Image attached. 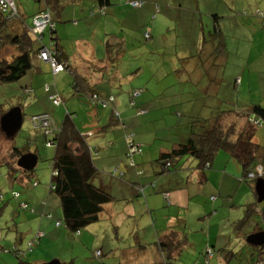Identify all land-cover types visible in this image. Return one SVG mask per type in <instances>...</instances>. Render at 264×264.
Returning a JSON list of instances; mask_svg holds the SVG:
<instances>
[{
  "label": "crops",
  "instance_id": "crops-1",
  "mask_svg": "<svg viewBox=\"0 0 264 264\" xmlns=\"http://www.w3.org/2000/svg\"><path fill=\"white\" fill-rule=\"evenodd\" d=\"M91 1V5L86 7L83 6V8L80 9V11H82L81 13L84 15V19L104 25L106 24L104 33L98 34L94 32V45L90 42H83L82 38H76V36L73 37L71 35L74 39L69 46L67 40L70 39L68 37L70 34L63 36L60 28L56 26V24L55 32L52 34V37L49 39L47 35L48 37L45 38V35L43 40L46 44L51 41L52 44H55L63 53L64 59L72 72V74L70 72H68V74L75 77V85L78 89L76 91H81L82 93L83 91L93 89L98 91L103 97L108 95L114 96V101L111 104L106 107H100L96 106L89 96L87 97V95L84 94H81V96L78 95L81 101L87 100L89 102L87 121L81 122L80 127L76 124L77 118L81 116L77 113L81 112L79 108L76 109V117H72L81 134L85 136L89 146L92 147L93 150H98L95 156V165L99 173L98 184L103 185L111 193L113 200L103 206L99 220L88 225L87 229L80 230L77 237L73 236L67 228H61V226L55 225L56 220H60L62 217L61 211L58 210V200L54 197L51 198L48 194L43 198L42 192L39 194L40 197H35L34 199L28 194L24 195V198L29 200L30 206L34 208V212L31 213L28 210L20 212L17 207L14 217H20V213H22L24 220L26 222L28 221L30 224L29 230H31V236L35 233V228L36 231L39 230L44 233L43 237L40 239V244H38V251L48 249L50 242L59 241L61 239L72 240L74 244L81 243L85 246L89 242L90 237L98 234V230H102L105 233L113 232L115 234L113 237L117 240L116 243L118 244L113 246L108 245L110 255L114 253V257H116L114 263L110 264L153 263L159 262L162 259V255L154 242H156L157 239L164 238L169 232L174 231L180 236H185L187 243L184 245V248L188 245H192L195 254H197L198 251H200L199 254H201L203 248L207 244L213 245L215 253L210 258L209 264H224L227 260H231L233 258L232 256L236 254L235 249L230 245L232 239L240 237L246 240V234L251 233L249 231L248 233L243 231L247 226L253 227L254 230L252 233L255 230H261L258 222H260V224L263 223L261 222L259 215L260 207L258 206H255L254 209L250 211L251 217L256 215L255 218H259L258 222L256 219L254 222L249 220L245 228L238 232H234L233 230V232L231 230L226 232L225 229L231 222L237 221L241 216L243 217L246 211L252 208L256 200L255 182L252 186V184L245 182L244 179L242 180V168L240 163L225 151H219L217 153L211 163V168L200 169L197 167L198 163L196 159L190 156H183L175 159L172 158L169 170L161 172V162L157 160L161 148L184 142L190 132L189 120L196 117L201 118L203 115H193L189 113L185 115L186 119L181 118L184 117V115L182 110H180L182 108H180L178 104L183 103V101L179 100L176 102L177 104L172 102V97H175L177 93L175 89L171 90V92L174 93L165 94L164 96L169 102L166 110H159L156 108V103L159 107H161L163 103L161 101L156 102L155 100H150V96L146 94L147 87L143 89L137 87L131 88L128 91L129 99L115 96L112 93L111 88L116 87V85L120 86L121 84L120 90L122 92V85L125 83H128L129 87L132 86L130 78L125 81L122 80V75L124 73L120 68L121 64L126 63L128 59H130L126 58L128 55H126V53L128 51H131V55L137 52H144L150 55L154 54L157 50V48L155 49L156 46L152 47V45L155 44L152 33L157 29L158 22L154 20L144 25L150 29V37L148 39L144 37V27L141 29L142 41L135 39L133 36L129 37L125 35V37H122L119 32H113V29H111L109 25H113V19H115L116 22L119 20L123 0H110V5L104 9L103 14L99 13L94 0ZM112 4H114L115 8L108 9ZM44 5L45 2H41L38 11L42 10L45 7ZM150 11L151 6H148L146 10L142 9L140 14L142 15V12L146 13ZM127 12L131 13L128 10ZM52 13L53 11H51V15ZM56 14H58L57 16H61L59 12ZM73 16H77V14L73 13ZM21 23L19 20L14 23L12 22L9 25V32H17L22 26ZM75 23L77 24L76 26L79 25V23ZM71 26L73 25L71 24ZM74 32H79V30H75ZM74 32L72 34H74ZM222 40L224 42V38H222ZM143 45L146 47L149 45L150 47H148V49H142ZM3 49H6V47ZM7 51L9 52L8 55H11L10 53L13 49L8 47ZM4 55L6 56V54ZM140 62V59L135 64H132L131 61L129 72L125 75H131L132 77L133 73L130 71L131 68L134 70V74L137 72L142 73L143 69ZM38 65L39 69L37 71H28L30 74L26 76V83L21 87L23 95L33 96V98L27 102L29 106L40 100H50L49 96L52 94H58L59 98L61 96L57 87V81L54 80V84H50L48 90L45 88V85L48 84L46 82L47 77L49 75L51 76L48 64L44 61H39ZM132 65L134 66L132 67ZM28 72L25 75H28ZM59 74L51 77L54 78L55 76H59ZM236 82H239L241 86L243 84L242 79L239 78H236ZM26 88L30 89V91H26ZM134 89H141V92L140 94L136 93L134 95L135 97L138 95L135 100L134 98L131 100L130 92ZM167 90L170 91L169 89ZM73 91L74 94L72 93L71 96H65L64 102L69 104L70 99L77 96L75 89H73ZM153 97H155V95ZM128 100L131 106L127 104ZM25 104L26 103L22 105L17 104L12 107L20 109L22 122L24 111L30 112L27 114L26 118H29L32 114L48 112L47 109L27 111L25 109ZM249 104L253 103L242 104L241 106L237 105L235 108H241ZM173 105L175 106L174 108L172 107ZM176 105H178V107ZM114 111L117 112L121 118L120 123H127L131 120L135 122L132 127L130 126V132H122L121 130L116 137L111 134H106L107 132L112 133V130L116 129L117 126L120 127L113 117ZM186 113H188V111H186ZM166 115L168 118L164 121L167 124L159 126L153 124L148 127V123L160 121L162 120L161 118H164ZM184 120H187V122L185 123ZM57 125L59 126L60 124ZM171 128L174 129L171 130ZM125 133L132 134L135 142L140 144L142 148L139 154L132 157L136 167L129 166L127 161V145L124 139ZM256 140L257 139H255V141ZM26 153L31 152L27 151L23 154ZM103 153L106 156L101 158L100 156ZM106 158H108V162L103 163ZM114 168L118 171L112 174L113 170H115ZM262 168L263 167L259 164L256 170L258 171L259 169L262 171ZM138 169L142 170L141 174H137ZM13 174L17 176L16 181L21 182V184H27L25 180L28 179H26V175L23 172L19 171V173H17L14 171ZM152 182H154V186L151 185ZM138 186L143 187L144 196L139 195L136 188ZM163 192L169 193L168 200L163 197ZM211 196H214V199H211ZM42 200L45 201V204ZM234 210L236 213H234L233 217L237 218L236 220L232 219V215L230 214V212ZM45 213H49L51 217H45ZM203 220L206 221V227L204 229ZM193 223L199 224L200 227H198V229H192ZM32 224L34 225L33 227ZM121 228L127 230L126 240L129 239V241L126 242V244H124L125 242L123 240L125 239L123 235L125 233L119 235V230ZM189 229L192 230V233H196L197 237L195 235L191 237ZM42 242L44 246H41ZM239 244L238 250L245 245L241 241ZM261 246H264V244ZM256 247L257 246L253 247L254 250L247 248L248 252L245 256L248 257L250 263H255L257 260H259L257 262L264 261L262 258L256 259ZM254 253L256 254L254 255ZM181 255L175 260L179 261ZM201 258L202 257L197 256L198 260L194 261L193 264H197ZM14 263L13 257L0 254V264ZM178 264L188 263L179 262Z\"/></svg>",
  "mask_w": 264,
  "mask_h": 264
},
{
  "label": "rangeland",
  "instance_id": "rangeland-1",
  "mask_svg": "<svg viewBox=\"0 0 264 264\" xmlns=\"http://www.w3.org/2000/svg\"><path fill=\"white\" fill-rule=\"evenodd\" d=\"M43 1L15 0L21 15V18H18V20L24 25H30L32 17L38 12V7ZM143 1L142 8H132L128 0H123L119 20L116 22L113 19V25L110 24L109 27L113 29V32H119L122 37L128 35L142 41L141 29L146 27L144 26L145 24L147 25L156 20L158 24L157 29L152 33V37L155 39V44L152 47L156 46L155 49L157 48V50L154 54L150 55L144 52L132 53V55L130 54L131 51L126 53V55L128 54L126 58L130 59L120 65L124 73L122 80L125 81L130 78L132 86L129 87L128 83H125L122 85L123 92L120 90L121 84L120 86L116 85V87H112L111 90L115 96L129 99L128 91L131 88L137 87L143 89L147 87L146 94L150 96V100L161 101L163 103L161 107L156 103V108L166 110L169 102L164 96L165 94L174 93L171 90L175 89L177 93L175 97H172V102L183 101V103L178 104L182 108L180 110H182L184 115L181 118H185V115L189 113L203 115L201 118H209L220 109H234L237 105L241 106L248 103H259L264 106V0ZM59 2L63 5V8L59 11L61 16H57L58 14L53 11L51 17L56 26L60 28L63 36L70 34L68 36L70 39L67 40L69 46L74 39L72 36L82 38L83 42H90L94 45V32L98 34L104 33L106 24L84 19V15L80 9L83 6L91 5L92 1L59 0ZM148 6H151V11L142 12L141 15L140 11L142 9L146 10ZM111 8H115L114 4L108 9ZM127 10L131 13H128ZM73 13L77 14V16H73ZM75 22L79 23V25L76 26ZM75 30H79V32H74ZM73 32L74 34H72ZM221 35L224 38L223 45L221 44ZM47 37L46 34L45 38ZM8 47L6 46V49L1 47L0 55L9 54L7 51ZM148 47L150 46L146 47L143 45L142 49H148ZM139 59L141 60L140 65L143 72L134 74V70L131 68L130 71L134 76L125 75L129 72L130 62L132 61V64H135ZM29 74L28 72V75H24L14 82L0 83V112H5L17 104L22 105L26 103L25 109L27 111L47 109L55 123L60 124L67 111L74 118L76 117V109L79 108L81 112L77 113L81 116L77 118L76 124L80 127L81 122L87 121V109L89 107L87 100L81 101L78 96H75L70 99L69 104L63 101L65 96L74 94L71 85L72 76L67 71L54 78L49 75L46 80L49 85L54 84V80L57 81V87L61 93L60 98L62 100L57 106L53 105L50 100H40L30 106L27 105V102L33 96L23 95L21 87L25 85L26 76H29ZM236 78L242 79V86L239 82H236ZM136 90L140 94L141 89ZM154 95L155 97H153ZM136 97H134V100ZM127 104L131 106L129 100ZM178 105L176 106L178 107ZM172 107L174 108L175 106L173 105ZM28 113L30 112L24 111L22 126L13 138L7 137L5 134L3 135L0 131V249H6L7 251L14 244L24 249L26 242L32 237L31 230H29L30 224L24 220L22 213H20V217H14L18 205L17 200L11 196L12 191L20 192L21 197L28 194L33 199L40 197L39 194L42 192L43 198L48 194L51 198H56L59 204L57 196L52 191L48 193L51 175L50 164L55 148L53 145L50 147L46 146V137L43 133L31 127L28 121L29 118H26ZM164 118L147 125L150 127L153 124H157V126L167 124L164 120L168 116L166 115ZM184 121L185 123L187 122V120ZM134 123L131 120L124 123V125H120V127L117 126L116 129L112 130V133L107 132L106 134L116 137L121 130L122 132H130ZM173 129L171 128V130ZM125 136L126 133L124 139ZM255 139H257L256 142L260 146L264 145V124L256 127ZM12 148L23 151L27 150L36 154V165L30 179L32 181L37 180L38 185L36 187L31 188L28 183L29 180H25L27 184H21L19 181H13L11 184L10 179L5 177V175L11 176L9 172H11L12 167H18L16 163L17 158L12 152ZM104 156L106 155L103 153L100 157L104 158ZM107 159H104L103 163L108 162ZM129 159L127 156V161ZM260 172L261 170L258 169V173ZM92 182L98 185L99 178L94 177ZM58 210L61 211L60 205ZM19 211L24 212L22 210ZM234 213H236L235 210L230 212L231 218L236 220L237 218L233 217ZM255 217L256 215L252 216L250 220L254 222L256 219L258 222L259 218ZM258 223L261 230H264V224ZM192 227V229H198L200 226L193 223ZM205 227L206 221L203 220V229ZM61 228L65 227L61 225ZM232 228L231 222L230 225L225 227L226 232L232 231ZM253 230L252 226H247L243 231L248 233V231L252 232ZM35 231L36 228L34 229ZM98 231V234L90 237L86 246L81 243L74 244L72 240L61 239L50 242L48 249L40 251L37 250L39 245H35L32 250L27 252L23 259L29 262L38 261L40 264L51 260L65 263L71 261V259L74 261V264L114 263V259H116L114 253L109 256L111 258H106L108 254L105 253L108 251L106 250L108 245H118L116 243L117 240L113 237L115 234L113 232L105 233L102 230ZM189 231L191 232L192 230L189 229ZM119 232V235L125 233L123 234L125 236L123 240L124 244H126L129 241V239L126 240L127 230L121 228ZM190 235L191 237L193 235L197 237L196 233L191 232ZM240 241L243 244L246 243L245 239L240 237L231 240L230 245L235 249L236 254L224 264H256V262L250 263L248 257L245 256L248 252L247 248L254 250V246L246 243L244 247L238 250ZM41 246H44L43 242ZM97 250L103 253L100 257L95 256ZM4 252L6 253L5 250ZM199 253L200 251L195 254L193 246L188 245L183 249L179 261L174 260L171 264H178L179 262L193 264L194 261L198 260L197 256L201 257ZM8 254L12 255L9 251ZM202 262L203 264H207L202 261V258L197 264H202Z\"/></svg>",
  "mask_w": 264,
  "mask_h": 264
},
{
  "label": "trees",
  "instance_id": "trees-1",
  "mask_svg": "<svg viewBox=\"0 0 264 264\" xmlns=\"http://www.w3.org/2000/svg\"><path fill=\"white\" fill-rule=\"evenodd\" d=\"M133 1L139 3V5H132ZM44 2L45 7L32 17L30 25H24L20 22L22 26L14 33L9 32V25L12 22L18 21V18H21L16 2L17 13L14 16L10 15L8 12L2 11L0 8V49L6 46L13 49L10 53L11 55H0V83L14 82L24 76L28 71H37L39 69V61H44L48 64L51 76L65 71L72 74L64 59L63 53L55 44H52L51 41L46 44L43 40L46 34L50 39L55 32V22L51 17V11L57 13L63 8V5L59 0H44ZM94 2L100 14H103L104 9L110 5V0H94ZM143 2V0H128L132 8L142 7ZM41 12H48L51 25L44 28L41 33L33 32V19ZM144 29V37L148 39L150 37V29L148 27ZM219 33L221 32L219 31ZM221 44H224L222 35ZM44 48L57 63L59 62L63 65L62 70L54 72L50 62L40 57V52ZM72 79L71 85L72 88L75 89V92H77V96H81V94L87 95V97L89 96L96 106L106 107L114 101V96L108 95L103 97L98 91L93 89L83 91L82 93L81 91H76L78 89L75 85V77L72 76ZM45 88L48 90L49 84H46ZM26 91L29 92L30 89L26 88ZM137 91L138 90L134 89L130 92L131 100L135 97L134 92ZM55 98H59L58 94L49 96L52 104L57 106L62 100L59 98V101L56 103ZM2 113L3 112H0V115ZM41 114H46L50 119V127L52 128L50 133H45L43 128L33 125L31 118ZM113 117L118 125H123V123H120V117L117 112L114 111ZM29 122L32 128L40 130L46 137V146L50 147L53 145L55 148L50 164L51 175L48 185L49 192L52 191L59 199L62 213L61 219L56 220L55 225H63L73 236L77 237L82 228L99 220L103 206L113 200V196L103 185H95L92 182L93 178L98 177L99 174L94 160L98 150H93V148L89 146L85 136L81 134L74 123L71 113H65L59 126L55 123L53 117L46 112L30 115ZM262 124H264V106L259 103L249 104L241 108L220 109L209 118H191L189 122L190 132L187 139L184 142L161 148L159 158L157 159L161 162V172L169 170L172 158L175 159L183 156H190L196 159L198 163L197 167L200 169L211 168V163L217 153L219 151H225L240 163L242 168V180L244 179L245 182L253 186L257 177L264 178V147L260 146V144L255 141L256 127ZM125 142L127 145L126 154L128 158H130L128 164L129 166L136 167L132 157L141 152V145L135 142L133 135L130 133H126ZM132 147L134 150H132ZM12 150L17 159L23 153L27 152V150L23 151L17 148H12ZM259 164L263 167L260 173L256 170ZM33 169L26 170L20 167H12L13 171L11 170V172H9L11 176L5 175V177L10 179L12 184L13 181H16L17 177L13 172L19 173V171H21L26 175V179L29 180V186L34 188L38 185V182L37 180H30L33 175ZM115 171L116 169L112 174H115ZM141 173L142 170L138 169L137 174ZM151 185L154 186V182H152ZM136 188L139 195L144 196L143 187L138 186ZM162 194L163 197L168 200L169 193L163 192ZM11 196L17 200L19 210H28L31 213L34 212V208L29 204L30 202L24 198V195L21 197L20 192L12 191ZM255 196L256 200L252 208H250V210L247 209L248 211L244 213L243 217L232 223V230L234 232L241 231L245 228L246 224H248L247 222H249L251 218L250 211L254 209L255 206L260 207L259 215L261 222L264 224V200L258 202L256 193ZM211 199H214V196H211ZM42 202L45 204L44 200H42ZM45 217L50 218L51 215L45 213ZM261 231L264 232L263 229ZM43 235L44 233L42 231H35L31 239L26 242V247L24 249L14 244V246L8 250L12 255H9L6 249H0V254L5 253V250L6 253L3 255L13 257L15 261L14 264H40L38 261L29 262L23 258L35 245L40 244V239ZM186 243L185 236H180L174 231L169 232L167 236L157 239V241L154 242L162 255L161 261L146 264H171L172 261L181 255ZM263 249L264 246L256 247L257 259H264ZM106 250H108L105 253L108 254L106 258H108L110 256V250L109 248ZM214 253L215 250L213 245L207 244L201 252L202 261L209 264V260ZM102 254L100 250L95 252V256L98 257ZM257 261L256 264H264L263 260L261 262ZM64 264H74V261L71 259V261L65 262Z\"/></svg>",
  "mask_w": 264,
  "mask_h": 264
},
{
  "label": "water",
  "instance_id": "water-1",
  "mask_svg": "<svg viewBox=\"0 0 264 264\" xmlns=\"http://www.w3.org/2000/svg\"><path fill=\"white\" fill-rule=\"evenodd\" d=\"M22 123V115L20 109L15 107L9 109L3 115L0 116V130L7 136L13 137V135L20 128ZM37 156L33 153H26L21 155L17 159V165L23 169H32L35 166ZM255 192L257 195V201L264 200V178L257 177L254 184ZM246 242L254 246H261L264 244V232L256 231L246 236ZM43 264H64L57 260H51Z\"/></svg>",
  "mask_w": 264,
  "mask_h": 264
},
{
  "label": "built area",
  "instance_id": "built-area-1",
  "mask_svg": "<svg viewBox=\"0 0 264 264\" xmlns=\"http://www.w3.org/2000/svg\"><path fill=\"white\" fill-rule=\"evenodd\" d=\"M132 5L138 6L139 3L136 1L132 2ZM0 8L4 12H8L10 15H15L17 13V7L15 5V0H0ZM50 17L48 12H41L33 19V26L32 30L33 32L41 33L44 28L47 26H50ZM40 57L44 59L45 61H49L52 69L54 72H59L62 70L63 65L61 63H57L50 55V53L44 48L40 52ZM137 92H134V95ZM55 102L57 103L59 101V98H55ZM33 125L35 127H41L45 130V133H50L52 131L50 119L46 114H41L39 116H33L32 118ZM132 150L134 148L132 147Z\"/></svg>",
  "mask_w": 264,
  "mask_h": 264
}]
</instances>
